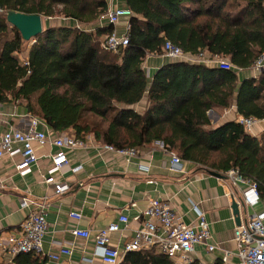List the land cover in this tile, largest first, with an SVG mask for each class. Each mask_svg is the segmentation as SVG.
<instances>
[{
	"label": "trees",
	"instance_id": "16d2710c",
	"mask_svg": "<svg viewBox=\"0 0 264 264\" xmlns=\"http://www.w3.org/2000/svg\"><path fill=\"white\" fill-rule=\"evenodd\" d=\"M124 4L132 13L128 45L115 54L101 47L112 27L96 26L106 12L105 0H0V104L24 107L56 134L92 135L116 149L159 143L201 170L234 169L264 198V132L257 139L237 122L212 126L208 118L214 108L235 104L239 117L264 119V69L256 78L237 75L254 68L264 54V0ZM8 11L42 20L59 16L69 24L43 26L30 40L23 65L16 55L26 42L6 22ZM165 42L185 54L225 59L233 68L166 59L147 75L145 60L162 56ZM144 98L147 106L139 114L134 106ZM39 258L19 254L13 261L41 264ZM119 264L176 263L151 248L127 253Z\"/></svg>",
	"mask_w": 264,
	"mask_h": 264
},
{
	"label": "crops",
	"instance_id": "0c3cea01",
	"mask_svg": "<svg viewBox=\"0 0 264 264\" xmlns=\"http://www.w3.org/2000/svg\"><path fill=\"white\" fill-rule=\"evenodd\" d=\"M114 1L120 7H125L124 0ZM124 25L125 20H122L115 27V31L122 34ZM96 26L109 27L106 17L101 16ZM86 29L93 30V27ZM103 39L104 37H101V41ZM164 63L166 58L163 56L148 57L143 68L147 75H150ZM237 75L239 79L256 78L259 71L255 68L239 70ZM146 106L147 100L144 98L134 106V110L142 114ZM29 116L20 105L0 104V134L11 126L19 130L26 129ZM208 118L212 126H217L225 122H236L240 117L237 115L235 104H232L228 109L214 108L208 112ZM38 130L51 140L59 135L46 125H40ZM263 132L264 124L257 123L249 134L259 139ZM86 137L91 138L94 145L83 150H66L67 165L53 175L55 183L67 187L61 195L54 193V185L44 182L47 171L52 166L51 157L57 151L51 143L33 145L38 161L30 172L23 176L15 170L17 158L13 161L8 157L0 159V239L17 232L24 218L37 210L38 205L45 200L48 205V230L43 239V254L39 256L41 264H52L46 257L47 253L56 252L60 244L66 243L72 245V254L63 258L65 264H103L99 258L92 255L96 232L116 222L120 215L126 216L127 224L122 225L121 231L110 238L111 245L121 249L141 227L142 213L150 200L160 199L182 215L187 224L195 220L192 206L204 213L209 224L211 243L220 250L206 253L202 246H196L192 255L194 262H221L223 252L228 251L231 255L227 264H237L234 256L236 245L233 240V232L237 226L231 210L232 202L238 204L240 223L245 222L253 213L264 212L262 203L253 209L243 204L242 192L247 188L246 185L233 187L224 174L219 173L222 178L212 177L207 171L190 162L182 161L179 172L171 171L170 155L159 143L138 149L136 157L127 159L100 150L97 148L100 143L95 142L92 135ZM140 165H145L148 169H140ZM77 166L82 169L73 173L72 169ZM24 198L31 204L21 208L20 203ZM70 212L79 213L81 219L70 218ZM75 229L86 230L89 238L74 237L71 232ZM0 264L15 263L9 256L0 253Z\"/></svg>",
	"mask_w": 264,
	"mask_h": 264
},
{
	"label": "built area",
	"instance_id": "2783aa9c",
	"mask_svg": "<svg viewBox=\"0 0 264 264\" xmlns=\"http://www.w3.org/2000/svg\"><path fill=\"white\" fill-rule=\"evenodd\" d=\"M107 9L103 16L106 17L109 26L112 27L111 34L104 37L102 48L106 51L117 54L120 49L128 45L129 20L132 13L125 7H120L114 0H106ZM125 20L122 34L115 31V27ZM163 57L171 61H187L196 64L216 65L222 69L233 68L225 59L210 58L206 53L197 55L185 54L182 50L170 42H165L162 48ZM264 54L255 62L254 68L260 72L264 69ZM26 64V60L22 63ZM27 128L19 130L10 127L7 131L0 134V159L8 157L12 161L16 158V172L23 176L30 172L35 166L38 157L34 151V144L51 143L56 149V153L51 157L52 166L47 171L44 182L47 185H54V193L61 195L67 190L64 184L55 183L53 175L63 166L67 165L68 160L65 151L83 150L88 146H93L91 138H77L75 133L70 131L62 132L54 139H48L47 135L38 130L40 125L45 123L34 116H29ZM247 133L252 127L261 123L264 119L240 117L236 121ZM96 146V145H95ZM162 149L170 155L169 169L179 172L182 161L171 152ZM97 148L104 152L114 153L124 156L127 159L136 157L138 151L133 148L116 149L110 145L98 144ZM140 169L147 170V166L140 165ZM81 166L72 169L73 173L79 172ZM233 187L246 185L242 192V201L245 206L253 209L258 204H264V198L259 196L256 185L243 179L236 170L231 169L224 174ZM26 198L21 203V208H26L28 204ZM47 202L44 200L38 205V209L30 212L19 225L17 232L9 234L0 239V253L14 259L19 254H33L40 256L43 254V239L47 234L48 225L46 222ZM195 220L189 224L184 222L182 215L176 213L168 203L160 199L150 200L147 208L142 213L141 227L135 231L134 236L126 241L121 249L113 247L110 238L113 234L121 231V226L127 224V217L120 215L116 222H112L99 229L94 236L93 257L99 258L103 264H119L123 256L127 253L139 252L156 248L160 253L173 260L176 264H192L194 249L202 246L206 253H213L220 248L211 243L209 224L204 213L196 206H192ZM69 217L80 220L81 215L70 212ZM74 237L88 239L89 233L86 230L75 229L72 232ZM233 240L236 245L235 258L237 264H264V212L251 214L243 223L234 229ZM72 254L71 244H60L56 252L47 253L46 257L52 264H65L64 257ZM228 251L223 252L222 264H227ZM206 264V263H197Z\"/></svg>",
	"mask_w": 264,
	"mask_h": 264
},
{
	"label": "water",
	"instance_id": "95a60500",
	"mask_svg": "<svg viewBox=\"0 0 264 264\" xmlns=\"http://www.w3.org/2000/svg\"><path fill=\"white\" fill-rule=\"evenodd\" d=\"M6 22L14 27L21 35L23 41L28 42L31 39L39 36L43 31V20L39 15H26L19 12H6ZM208 175L215 178H222L223 176L217 172L207 171ZM232 214L236 226L240 225V218L238 212V204L232 202Z\"/></svg>",
	"mask_w": 264,
	"mask_h": 264
},
{
	"label": "rangeland",
	"instance_id": "374dc122",
	"mask_svg": "<svg viewBox=\"0 0 264 264\" xmlns=\"http://www.w3.org/2000/svg\"><path fill=\"white\" fill-rule=\"evenodd\" d=\"M61 24H69L68 22H65L61 17L57 16L53 19L49 20H43V26L51 25V26H58ZM33 41H29L24 43L23 48L20 53L16 55L17 59L20 63H23L26 60V55L28 52L29 47L31 46Z\"/></svg>",
	"mask_w": 264,
	"mask_h": 264
}]
</instances>
